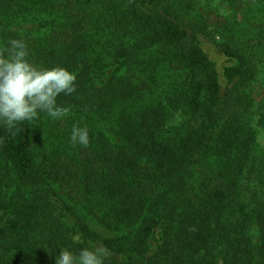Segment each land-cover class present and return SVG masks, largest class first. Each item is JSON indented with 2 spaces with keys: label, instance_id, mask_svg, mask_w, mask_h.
Returning <instances> with one entry per match:
<instances>
[{
  "label": "trees",
  "instance_id": "trees-1",
  "mask_svg": "<svg viewBox=\"0 0 264 264\" xmlns=\"http://www.w3.org/2000/svg\"><path fill=\"white\" fill-rule=\"evenodd\" d=\"M20 37L77 91L0 126V264H264V0H0Z\"/></svg>",
  "mask_w": 264,
  "mask_h": 264
},
{
  "label": "clouds",
  "instance_id": "clouds-1",
  "mask_svg": "<svg viewBox=\"0 0 264 264\" xmlns=\"http://www.w3.org/2000/svg\"><path fill=\"white\" fill-rule=\"evenodd\" d=\"M77 91L76 74L64 67H43L30 59V48L23 37L0 41V126L12 132L22 122H34L40 114L52 120L67 117L70 108L57 98ZM87 125L74 123L69 135L72 147H88ZM81 243V234L72 237ZM108 248L104 245L83 247L78 254L60 248L55 264H105Z\"/></svg>",
  "mask_w": 264,
  "mask_h": 264
},
{
  "label": "rangeland",
  "instance_id": "rangeland-1",
  "mask_svg": "<svg viewBox=\"0 0 264 264\" xmlns=\"http://www.w3.org/2000/svg\"><path fill=\"white\" fill-rule=\"evenodd\" d=\"M202 47L204 48L205 52L207 53L208 57L215 62L218 72L222 78L223 85L225 84L223 81V71L226 67H228L231 62L228 58H226L223 54H221L212 44L207 41L202 40Z\"/></svg>",
  "mask_w": 264,
  "mask_h": 264
}]
</instances>
